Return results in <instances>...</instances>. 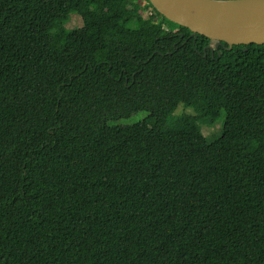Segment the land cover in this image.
Wrapping results in <instances>:
<instances>
[{"label":"trees","instance_id":"obj_1","mask_svg":"<svg viewBox=\"0 0 264 264\" xmlns=\"http://www.w3.org/2000/svg\"><path fill=\"white\" fill-rule=\"evenodd\" d=\"M192 34L149 0H0V264H264V44Z\"/></svg>","mask_w":264,"mask_h":264},{"label":"water","instance_id":"obj_2","mask_svg":"<svg viewBox=\"0 0 264 264\" xmlns=\"http://www.w3.org/2000/svg\"><path fill=\"white\" fill-rule=\"evenodd\" d=\"M164 17L192 35L234 45L264 44V0H149Z\"/></svg>","mask_w":264,"mask_h":264},{"label":"rangeland","instance_id":"obj_3","mask_svg":"<svg viewBox=\"0 0 264 264\" xmlns=\"http://www.w3.org/2000/svg\"><path fill=\"white\" fill-rule=\"evenodd\" d=\"M143 3H146V1H143ZM145 15H150V14H155V11L153 10L152 7H149L145 10L144 12ZM157 15V14H156ZM159 16V15H157ZM83 25V18L80 14L78 13H72L69 17L68 22L66 23V26L68 28H73V27H80ZM75 47L77 49H80L78 43H74ZM52 60L54 65H63L65 63L69 62V57L62 56L59 54H53ZM194 113V109L192 107H185L184 105H180L176 111V113ZM147 116V112L141 111L136 114H133L128 117L121 118L119 120L111 121V124H119V125H131L134 123L141 122L144 120ZM225 120V115L221 116L216 122L211 123L209 120L204 121L202 123V130L203 133L208 137L209 141L214 140L216 137H218L221 132H222V125H224L226 122Z\"/></svg>","mask_w":264,"mask_h":264},{"label":"bare ground","instance_id":"obj_4","mask_svg":"<svg viewBox=\"0 0 264 264\" xmlns=\"http://www.w3.org/2000/svg\"><path fill=\"white\" fill-rule=\"evenodd\" d=\"M154 7V6H153ZM155 8V7H154ZM157 10V9H156Z\"/></svg>","mask_w":264,"mask_h":264},{"label":"flooded vegetation","instance_id":"obj_5","mask_svg":"<svg viewBox=\"0 0 264 264\" xmlns=\"http://www.w3.org/2000/svg\"><path fill=\"white\" fill-rule=\"evenodd\" d=\"M209 46V45H208Z\"/></svg>","mask_w":264,"mask_h":264}]
</instances>
